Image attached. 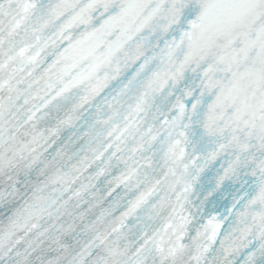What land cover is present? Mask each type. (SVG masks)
Here are the masks:
<instances>
[{
	"label": "snow or ice",
	"instance_id": "1",
	"mask_svg": "<svg viewBox=\"0 0 264 264\" xmlns=\"http://www.w3.org/2000/svg\"><path fill=\"white\" fill-rule=\"evenodd\" d=\"M0 264H264V0H0Z\"/></svg>",
	"mask_w": 264,
	"mask_h": 264
}]
</instances>
